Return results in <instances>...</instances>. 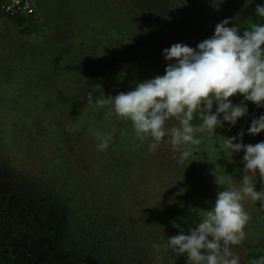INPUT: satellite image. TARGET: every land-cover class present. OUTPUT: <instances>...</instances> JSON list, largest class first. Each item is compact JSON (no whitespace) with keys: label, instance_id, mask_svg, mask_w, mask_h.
Instances as JSON below:
<instances>
[{"label":"rangeland","instance_id":"obj_1","mask_svg":"<svg viewBox=\"0 0 264 264\" xmlns=\"http://www.w3.org/2000/svg\"><path fill=\"white\" fill-rule=\"evenodd\" d=\"M230 2V0H210V4H208V7L206 5L207 8L204 9L206 4L204 0H48V6L55 13V21L52 26L45 27L38 23L35 25L36 27L31 28V31L23 33L24 31L22 32L20 26L16 23L7 18H0V70L9 71V75L13 77L12 79L14 81L18 80L27 70V66L32 70H36V66L40 69L44 66V61L51 58L50 56L62 58L69 56L71 58V54L75 56L85 54L80 48H83L87 39H89L91 44L96 47L104 44L107 47L106 53L108 55L105 53L103 57L107 61L103 64L106 65L108 62L109 64L108 70L105 72L108 73L109 66L118 62L120 57L123 62H126L124 64L126 70H116L119 74L112 80L111 85H118L122 81L131 79L132 75H138L141 83L157 75L162 76L165 74L169 61L164 59L163 50L176 44L179 37L181 40L178 43L195 49L200 42L211 38L214 35L216 25L225 19L230 20L228 27L235 26L239 28L241 36L244 31L250 30L258 24L255 9L258 5H264V0H239L235 3L232 2L234 5ZM137 14L150 18L154 30L151 32V37L147 36L148 33H145L143 28L138 27L135 19L141 20L142 17H137ZM133 17L134 21H130ZM42 19L45 22L44 18ZM171 23H176L182 31H179L180 34L175 39L171 38L174 31V27L170 26ZM52 27L55 31L52 30ZM115 28L120 33H113ZM141 29H143V32H141ZM147 31H150V29ZM164 32H167L166 36H164ZM133 33H135V39L128 41V39H131L128 36ZM143 36L146 38L145 42L149 43L142 46ZM101 41L103 44H101ZM26 43L36 45L35 49L28 50L26 48V51L22 52V49L25 50L23 45ZM114 45L117 46V50ZM95 54L100 55L98 51ZM71 59L74 62L76 61L75 58ZM66 60L64 66H72V62H68L71 60ZM20 62L21 68L19 66L18 69L24 71L22 74L18 71H12L9 67L11 65L16 66V63L19 64ZM33 62L36 63L35 67H33ZM56 62L57 60L54 63ZM81 63L84 62L81 61ZM74 64L78 65L77 63ZM94 64L95 59L89 61L88 65ZM148 65H150V69L146 68ZM45 68L40 70L41 72L37 71L34 75L27 76L25 85L27 86V82L32 79V76L34 81H45L46 70L49 71L47 75L49 74L52 77L56 73L62 75L53 77L57 89H49L44 86L42 90L36 93L38 102L33 107L26 102L28 100L23 95L25 93L26 95L29 94V89L25 85H23V88L18 89L17 87H15L16 89L13 88V85L7 86L10 95L8 101L6 98L0 100V115L4 117L0 128V146L5 150L8 149L5 146V140L8 139L9 141L10 130L15 129L16 134H18L9 142L10 149L15 152L8 150L5 156H0V191H10L16 196V198H11V195H9L7 198V200L10 199L8 201L9 206L0 203V218L2 220L0 234L1 229L6 233L5 236L0 237V252L5 258V264H39L40 260H44L48 256V253L46 255L39 253V248L43 243L41 235L37 236L39 232L31 228L32 237H24V242L16 243L15 238L18 239L19 237H14L15 234H11V231H14L13 223L20 225V221L29 220L28 217L44 219L41 201L35 199L27 187L37 185L38 182L45 185L46 181L45 187L47 185L51 186V180H49L51 177H46V181L39 179L31 169L25 174V170H28L27 167L23 165L22 158L16 160L14 154L18 152L28 157L34 156L33 163L38 162L37 169L44 170V156L46 155L45 151L41 149V144L45 141L47 133L53 132V136L58 133V128L50 127L48 129L41 121L45 112L50 108L55 110L53 113L57 114L60 126L62 121L61 114L57 113L58 110H64L67 122L71 123L74 120L79 123L76 125L75 123L69 124L71 127L74 125L73 129L76 128L70 132L74 137L71 142L75 144L76 149L83 150L81 158L85 160L79 164L78 159H80V156L75 150L71 154V157L75 159L71 164L62 160L65 159V146L63 145L64 148H60L58 154L49 157V163L58 167L60 165L66 166L74 170L79 164L78 168L81 165V167L90 171L89 174H86L78 173L76 170L74 172L75 177H87V179L78 190L75 189L76 185L71 190L70 183L66 184L63 196L60 199L54 198L53 200L51 190H45L48 205L53 201L56 206L61 208L58 220H55L54 210L47 208L46 211L47 220L52 216L50 226L52 227V233H57L56 228L59 230L58 233H62V236L57 238L56 244L53 242L57 247L52 249V255H58V259L62 261L67 252L85 254L86 257H83V259L88 262H78V264H151V261L152 264H177V262L178 264H188L186 256L172 254L168 247H163L164 244L155 247L156 243H153V241L157 237H153L149 233L145 234V229H148L149 232L150 229L147 226L149 224L148 219L146 220L147 216L144 214L150 212L149 214L153 213L154 215L153 210L157 206L168 208V202L179 183L178 175L180 176V174H176L175 169L172 170L166 161L167 154H170L173 158L170 148L167 146L161 147L155 154H151L154 157L151 159L148 156L150 155L148 154V141H139L131 123L118 119L115 113L110 110L109 119L111 124L105 132H112L114 136L106 151H98V141L92 135V131L98 130L97 128L101 123L103 125L108 122L107 118L98 120V118L90 116V111H93V108L88 107L87 110H81L88 105L84 106L83 103L84 95H86L84 88L87 84L84 86L82 79L77 76L80 70H76L75 75L72 72V67L69 68L68 72H66L68 68L65 70L62 68V71ZM62 80L66 87L68 85V88H61ZM1 83L8 85L9 82L0 76ZM126 86L131 88L129 85ZM114 89H117V87L111 86V90ZM95 92H99V89ZM61 93L64 95L61 97L63 104L59 100L57 104H61L58 106L49 105L55 98L60 99ZM5 96H7V93ZM90 98L92 99V96ZM230 99L234 105L243 103L247 106V101L239 94ZM80 111H82L83 118L81 119L80 116L78 120L77 116ZM35 117L36 120L33 121L32 119ZM251 122L248 111V114L238 120L234 127L225 122L223 127L217 128L214 134H197L201 142L199 145L190 146L192 156L188 161H185L182 167V171L187 174L184 175L187 183L192 184L185 185L184 189L195 190L194 187L197 186L201 191L202 179L207 182V178L212 176L213 179L210 182L212 185L204 187V190L207 189L210 192L209 194H213L210 200L215 202L217 193L224 190V187L229 186L227 181L230 177L234 183L238 184L245 174L244 153L231 154L225 147L223 139L238 136L240 132H244L242 140L245 145L264 142V132L255 136L248 134ZM125 126H127V129L124 128ZM66 148L69 151V147ZM29 152L32 153L29 154ZM28 157H26L25 162L30 163ZM91 158H93V161L90 160ZM177 162L179 160L174 159V167H177ZM113 166L116 167L114 175L102 177L105 172L110 175L108 169L112 170ZM67 174L68 176L71 175L70 172H67ZM201 176L202 179H200ZM90 177H92L94 186L92 185L89 190L90 196L84 200L82 198L85 192L83 185L88 184ZM106 177L107 180L104 181L103 179ZM71 179L72 177L67 178L68 181H71ZM58 180L61 181L62 185V178ZM260 181L264 180L260 178ZM56 183L57 186H60L59 181H56ZM100 188L105 189V192ZM67 193H72L73 196L76 193L75 205L67 199ZM243 203L251 219L255 222V231H251L249 235L254 240L249 258H247L246 251L242 248L244 257L241 262L252 264L254 260L264 257V252L259 250L262 247L264 248V214L260 213L259 209L256 210L257 208L253 210L250 200ZM255 206L257 207L256 204ZM1 210L4 211L3 214ZM184 218L183 216L182 219L177 218L176 220L184 221ZM36 220L38 222V219ZM9 222L10 224H8ZM250 228L252 230V227ZM182 233L188 234L186 232ZM150 242L154 244L152 251L149 249ZM60 244L62 248H60ZM239 246L234 249L237 250ZM11 249L15 253H12ZM27 250L32 257L23 258L24 255L21 252ZM169 252L171 255H168ZM173 256L175 259H173ZM81 259L77 255L76 262Z\"/></svg>","mask_w":264,"mask_h":264},{"label":"clouds","instance_id":"obj_2","mask_svg":"<svg viewBox=\"0 0 264 264\" xmlns=\"http://www.w3.org/2000/svg\"><path fill=\"white\" fill-rule=\"evenodd\" d=\"M255 12L264 18V5ZM229 23V19L218 23L214 35L195 49L181 43L164 49L162 55L169 61L164 75L138 83L127 93L97 98L95 106L108 107L118 119L130 122L137 139L148 141L150 154L167 146L173 159L181 164L188 161L190 146L201 142L197 134H214L225 122L234 127L248 114L247 106L234 105L231 97L239 94L264 107V23L242 36ZM262 132L264 115L253 119L248 128L249 135ZM92 135L97 150L106 151L114 133L93 130ZM243 136L240 132L223 139L231 154L244 153L242 180L237 184L230 177L229 186L217 193L214 206L188 234L167 238L170 252L186 256L188 264H241L234 248L247 238L245 229L251 219L243 202H260L264 208V188L257 191L252 179L259 174L264 180V142L245 145ZM252 264H264V257Z\"/></svg>","mask_w":264,"mask_h":264},{"label":"trees","instance_id":"obj_3","mask_svg":"<svg viewBox=\"0 0 264 264\" xmlns=\"http://www.w3.org/2000/svg\"><path fill=\"white\" fill-rule=\"evenodd\" d=\"M230 1H231L230 4H232V2L235 3V1H239V0H230ZM232 5H234V4H232ZM101 17H103V16H101ZM137 17L141 18L142 16L137 14ZM259 18L260 17H258L257 19H259ZM131 19L132 20H130V19L129 20L134 21V17ZM9 20H11L13 23H16L17 25H19L22 32L24 31L23 33L31 31L32 30L31 28H33L36 25V23H33L32 21L27 22V20H25V19L11 18ZM135 20L138 23V27L143 28L144 32L148 33L147 36L151 37V32L154 30L152 28L150 18L149 17H142L141 20H139L137 18ZM132 25H134V24L132 23ZM170 26L174 27V31H173V34L171 35V38L175 39L176 36L178 34H180V32H182V31H180V29L176 25V23H171ZM135 27H137V26H135ZM28 29H30V30H28ZM143 29H141V32H143ZM148 29H150V31H147ZM52 30L55 31V29H53V27H52ZM49 32H50V29H49ZM113 33H120V31L117 28H115V31L113 30ZM166 34H167V32H164V36H166ZM134 36H135V33L128 36V38H131V39H128V41L135 39ZM83 39H84V37H83ZM145 40H146V38L143 36L142 46H143V44L149 43V42H145ZM180 40H181V38L179 37L178 41H180ZM178 41H177V43H178ZM135 43H137V42H135ZM101 44H103L102 41H101ZM84 45L85 46L83 48L81 47L80 49H82L83 53H85V54L76 55V56L71 54V58H75V60H76L75 62L69 56L63 57V58L58 57V56H56V57L50 56L51 58H49L48 60L46 59L44 61V66H42L40 69L36 66V63L33 62L32 63L33 67L36 66V70H32L31 68H28V66H27L26 67L27 70H25V73H23L24 71H22V69H18L21 62L19 64L16 63V66H14V65L9 66L12 69V71H14V72L18 71V72H20V74L23 73L21 75V77H19V79L15 80V81H14V79H12L13 78L12 75H9V71L0 70V76L4 77L5 80L7 82H9V83H7L8 85H6V83L0 84V92H1L0 100L2 101L3 98H6V100L8 101V99L10 97V95L8 93L7 86L13 85V88H15V87H17V89L23 88V85H25V80H27V78H26L27 76L34 75L37 71L41 72L40 70H42L45 67L49 68V70L53 69L54 71H62V68L65 65V62L67 61L66 59H69L71 61H68V62H72V66H70V67H72L73 74L76 75V70H80V72L77 73V76H79L80 79H82L84 86L87 84L86 88H84V91H86V95H84L85 97H84L83 103H84V106L85 105H88V106L83 107L81 110H83V109L87 110V109H89L88 107H90V108H93V111H90V116H94V118H96V119L98 118V120L102 119V118H107L108 123H105L103 125H102V123L100 125L97 124V125H99V127L97 129L105 132L106 128L108 126H110V124H111L110 119H109L110 109H108L106 107L95 106V100L97 98L102 99V98H104V96L105 97H108V96L114 97L121 92L127 93L131 90H134L135 86L138 83H140V77L138 75L137 76L132 75L131 79L122 81L118 85H111L112 80H114L116 78V76L119 74L118 71H116V70H119V71L126 70V67H125L126 65H124V64H126V62H123L122 58L120 57V60H118V62H115L114 65L109 66V72L107 73L105 71L108 70L109 62L106 65L103 64L105 61H107L106 59H103V57L105 56V53L107 51L106 45L104 44V45H100V47H96V46L91 44V40H89V39H87V41ZM23 46H24L23 48H25V50L22 49V52L26 51V48L28 50H33L36 47V45H33V44L29 45V43H26ZM40 46H41V44H40ZM114 47L117 50V46L114 45ZM96 51H98L100 53V55H96L95 54ZM38 53L41 54L40 52H38ZM106 55H108V53H106ZM94 59H95V64L94 65H88L89 61L94 60ZM108 59H110V57H108ZM56 60H57V62L54 63ZM81 61L84 63H81ZM74 63H77L78 65L76 66V64H74ZM26 65H27V63H26ZM68 67L69 66H67V65L64 66L63 70L67 69ZM20 68H21V66H20ZM69 68L66 70V72H68ZM146 68L150 69V65H148ZM81 69H82V74H81ZM112 69H114V70H112ZM7 70H9V68H7ZM48 72L49 71L46 70V75L44 77V78H46L45 81H39V80L34 81L33 76H32V79H29V82H27V86L25 85V87H27V89H29V92H28L29 94L26 95V93H25L23 95L26 97V99L28 100L26 102L29 103V105L31 107H33L34 104L38 102V98H36V93L38 91L42 90V88L44 86L48 87L49 89H57L58 88L56 83L54 82L53 77H55L57 75L60 76L62 74L56 73L52 77L49 74L47 75ZM137 78H138V80H137ZM126 85L131 86L132 89L128 88ZM111 86H115V87H117V89H114L112 91ZM61 88H64V89L68 88V85L66 87L63 80L61 83ZM97 89H99V92L96 93L95 91ZM6 93H7V96H5ZM110 93H111V95H110ZM94 95L100 96V97H95ZM63 96H64L63 93H61L60 99L55 98L53 101H51L49 103V105L58 106L61 103L63 104V100L61 98ZM91 96H92V99H91L92 103L90 102ZM59 100L61 103L57 104V102ZM19 102H22V101H19ZM82 106H83V104H82ZM53 111H55V110L53 108H50L48 111L45 112L44 118H42V120H41L45 124L46 128H48L49 126L50 127L56 126L54 119H56V120H58V119H57V114L53 113ZM57 113L61 114L60 118L62 121V125H61L62 127L60 126V123L58 121V128L61 130L60 131V137H63L61 139L63 140V142L65 141V144H66V145H64L65 146V149H64L65 159H62V160H65L71 164L75 160V159H73V157H71V154L74 153V150H75V152L78 153V155L80 156V159H78V163L80 164L81 161L85 160V159L81 158V156L83 155V150L76 149L75 144L73 142H71V140H73L74 137L70 132L74 131L76 128L73 129L72 127L74 125H72V127H71V125H69V124H74V123L76 125L79 123H76L74 120H73V122L71 121V123L67 122V118L65 117L66 114L64 113V110H58ZM80 116L82 119L83 118L82 111H80L78 113V116H77L78 120L80 119ZM32 120L35 121L36 117ZM56 123H57V121H56ZM124 128L127 129V126H125ZM64 146H63V148H64ZM66 147H69V151H67L68 148H66ZM74 147H75V149H74ZM148 154H150V153H148ZM148 156L151 159L154 158V157H152L151 154ZM49 157H50V155L47 153V155H46L47 165H49ZM92 159L93 158H91L90 160H92ZM166 161H167L168 166H170L172 170L175 169V172H177L176 174H180V176L178 175L179 183L176 187V190L173 193V196L171 197V199L168 202V208L167 207L165 208L164 206H160V207L157 206L158 208L156 207L153 210V212H155L154 215H153V213L149 214L150 212L144 214L145 216H147L146 219H148V221H150V223L147 225L148 228L150 229V232L147 231L148 229H145V234L149 233V235H152L153 237H161V238L166 237L165 238L166 241L163 242V244H164L163 247L164 246L168 247L167 246V238L172 237V236H176L181 232L189 233L190 229L193 228L197 224L198 218L201 217L202 214H205L206 211L210 210L215 204V202L213 200H210V197L212 198L213 194H209L210 192L207 191V189L204 190V187H209L212 185L210 183L211 180L213 179L212 176L207 178V182L203 181L202 176L200 177V179H202V182L200 184L201 191L198 189L197 186H195V187H197L195 190H187L186 188L184 189L185 185H192V184L187 183L186 177L184 176L187 174H185L182 171V167L184 166L185 162L183 163V165L180 162H177L179 165L176 164L177 167H174L173 166V163H174L173 158H169L167 156ZM121 164H123V163H121ZM78 165L76 167V170L78 171V173H80V172L86 173V174L90 173L89 170L85 169L84 167H81V165L78 168ZM92 166H93V164H92ZM45 167L48 168L49 166H45ZM72 170L74 172L76 171L74 169H72ZM108 170H109L110 175L109 174L107 175V173L105 172L102 177H105V176L108 177V176L114 175L113 173H114V170H116V167L113 166L112 170L111 169H108ZM107 177L104 178L103 180L106 181ZM86 179H87V177L82 178V177H75L74 176V178H72L71 181L67 180V184L70 183L69 187L71 188V190H72V187L74 185H76L75 189L78 190L79 187L82 185V183L85 182ZM92 182H93L92 177H90L88 179V184L85 183L86 186L83 185L85 192L83 193L82 198H84V200H86L90 196L89 190L92 188V185L94 186V184ZM100 190H102V188H100ZM108 190L112 191L111 189H108ZM102 191L105 192V189H103ZM62 196H63V193H62ZM67 199H69L70 202L75 205L76 204V193H75V196H73L72 193H67ZM261 208L259 209V212L260 213L262 212L264 214V212H263V210H261ZM183 216L185 217L184 221H181V220L177 221L176 220L177 218L182 219ZM172 218H175V220ZM172 220H174V222H177V223L172 222ZM261 225H263V224H261ZM250 227H252V230ZM254 228H255V222L252 219H250V221H249V223L245 229V231L247 232V237L251 234V231L253 232ZM174 232H176V233H174ZM161 238H159V239H161ZM160 246H162V245H159V247ZM168 255H171V253L169 252ZM173 259H175L174 256H173ZM176 261H177V259H176ZM151 264H152V261H151Z\"/></svg>","mask_w":264,"mask_h":264},{"label":"flooded vegetation","instance_id":"obj_4","mask_svg":"<svg viewBox=\"0 0 264 264\" xmlns=\"http://www.w3.org/2000/svg\"><path fill=\"white\" fill-rule=\"evenodd\" d=\"M204 1L206 2V4L204 5V9H206L208 7V4H210L209 3L210 0H204ZM206 5H207V7H206ZM3 49H4V47H3ZM0 118H2V119H0V128H1L2 127L1 123H3V119H4L3 115H0ZM55 120L56 119H54V122H55V125H56L55 127L58 128V120H56L57 123H56ZM49 128H50V126L48 127V129ZM60 131L61 130L58 128V131H57L58 133L55 132L56 134L54 136H53V132H49V133L46 134L45 141L41 144V149L45 151V155H47V153L50 156H52L53 154H58V152H59L58 150L60 148H62L63 145H66L65 142H63V140L61 139L63 137H60ZM10 132L11 133L8 136L9 141H8V139L5 140V146H7L8 149L5 150L3 147L0 146V156H5L6 151H8V150L10 151L11 150L10 146H9V142L14 137L18 136V134H16L17 131L15 129L14 130L13 129L10 130ZM38 132H40V131H38ZM11 151L15 152L13 149ZM31 153L32 152H29V154H31ZM14 156H15L16 160L19 159L20 157L22 158L21 160H22V162H24L23 165H25L27 167V169H28L27 171L25 170V174H26V172L28 173L29 170L31 169V171H33L35 176L37 178H39V179H43V180L46 181V177H49V176L51 177L49 179V180H51V186L47 185L45 187V185L47 184V181H46L45 185L39 184L40 182H38L37 185H33V186L27 187L28 190L31 192V193L30 192L29 193L33 194L35 199H38V200L41 201L42 207H43V210H44V212H43L44 219L40 218V217L39 218L28 217L29 220L26 219V220L20 221V223H19L20 225H17V223H13L14 231H11V234L14 233L15 234L14 237H19L18 239L15 238L16 243L17 242H24V240H25L24 237H27V238L28 237H32L30 231L32 230L31 228H33V230H36L37 232H39V234L37 236L41 235V237L43 239V243H41L42 245L39 248V253L40 254H44V255H46L48 253L47 258L44 259V260H40L39 264H78V262H86L87 263L88 261L83 259V257H86V255L82 254V253L81 254H78V253L74 254L72 252L71 253L67 252L66 257L62 260L63 262L60 261V259H58V255L57 256H53L52 255V249L54 247H57V245H54L53 242H55V244H56V242L58 240L57 238L61 237L62 233H58L59 230L57 228L55 229L57 231V233L56 232L52 233V230H51L52 227H50L51 226V221H52V216H50L48 218V220L46 219L47 208H50V209L54 210V213L56 214L55 215V220H58V218H60L59 215L61 214V212H60L61 208H60V206H56L55 202H53V201H52V203L50 202L49 205H48L47 199H46L47 193H46L45 190L46 189L51 190L50 192H52V199L53 200H54V198L60 199L61 196H62V193H64V190H65L64 186H66V184H67V178L68 177L74 178V171L72 169H70L69 167L66 168V166H62V165H60V167H57V165L50 164V163H49V165H47L46 156H44L45 166H49V167L48 168L44 167V170L37 169L38 162L36 161L35 164L33 163V159H34L33 157L34 156L28 157V156H26V155H24L22 153H18V152H16V154H14ZM167 156L169 158L172 157V156H170V154H167ZM26 157L29 158L30 163L29 162H25ZM67 172H70L72 176L71 175L68 176ZM59 178H62V185H61V181L58 180ZM56 181L60 182V186H57ZM196 188L197 187H194V189H196ZM4 195H6V196L3 199H1ZM9 195H11V198L12 197L16 198L15 194L11 193L10 191H0V199H1L0 203L5 205V206H9L8 201L10 199L7 200ZM1 213L3 214L4 211L1 210ZM28 215H30V214H28ZM203 215L204 214H202L201 217ZM0 217H1V215H0ZM201 217L198 218L197 223L200 222V218ZM36 219H38V222H37ZM174 220H172V222H174ZM148 222L150 223V221H148ZM1 223H2V220L0 218V225H1ZM174 223H177V222H174ZM8 224H10V222ZM55 226H56V224H55ZM5 234L6 233H4L3 229H1L0 237L5 236ZM159 238H161V237H157V239L153 241V243L154 242L156 243L155 247H159V245H162L163 242L166 241L165 240L166 237H163L161 239H159ZM253 241H254L253 237H249L248 236L246 238V240L242 243V245H240L238 247L237 250L234 249V252H236L240 256V260L241 261H242V258L244 257L243 249L244 250H246V249L249 250L250 248H252ZM63 242H65V241H63ZM153 243L152 242L149 243V249H151V251H152V248L154 247ZM60 248H62L61 244H60ZM11 250H12V253H15L13 251V249H11ZM5 252H7V251H5ZM8 252H9V250H8ZM63 252H65V251H63ZM12 253H11V255H12ZM21 254L24 255V256H22L23 258L32 257L31 253L28 250L27 251H22ZM77 255L79 257H81L83 260L81 259L80 261L76 262ZM5 263H6L5 258H3V255L0 252V264H5ZM177 264H178V262H177ZM241 264H243V262H241Z\"/></svg>","mask_w":264,"mask_h":264},{"label":"built area","instance_id":"obj_5","mask_svg":"<svg viewBox=\"0 0 264 264\" xmlns=\"http://www.w3.org/2000/svg\"><path fill=\"white\" fill-rule=\"evenodd\" d=\"M25 19L37 23V7L34 0H0V18ZM264 23V18L258 19V24ZM248 111L250 118L258 119L264 115V107H257L255 104L248 102Z\"/></svg>","mask_w":264,"mask_h":264},{"label":"crops","instance_id":"obj_6","mask_svg":"<svg viewBox=\"0 0 264 264\" xmlns=\"http://www.w3.org/2000/svg\"><path fill=\"white\" fill-rule=\"evenodd\" d=\"M34 2H35L36 7H37V16H38L36 24L39 23L45 27L49 26V25L52 26V24H54V21H55V13H53L54 11L52 10V8L48 6V0H34ZM42 18H44L45 22L43 21ZM196 123H199V122L196 121ZM252 179H253V182L256 183V190L257 191H260L262 188H264V181H262V182L260 181L259 174H257V176H253ZM251 203H252L251 206H252L253 210H255V208H257L256 210L261 208L260 202H256V203L251 202ZM255 204L257 205V207L255 206ZM261 210H263V212H264V208H261ZM251 249L252 248H250L249 250L248 249L245 250L246 254H247V258H249V252L251 251ZM253 249H255V248H253ZM259 250L261 252H264L263 247Z\"/></svg>","mask_w":264,"mask_h":264}]
</instances>
